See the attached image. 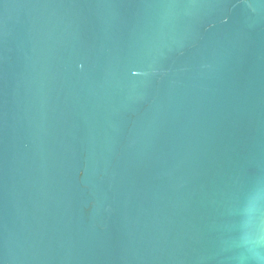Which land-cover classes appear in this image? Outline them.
I'll return each mask as SVG.
<instances>
[{
    "label": "water",
    "instance_id": "1",
    "mask_svg": "<svg viewBox=\"0 0 264 264\" xmlns=\"http://www.w3.org/2000/svg\"><path fill=\"white\" fill-rule=\"evenodd\" d=\"M0 264H264V0H0Z\"/></svg>",
    "mask_w": 264,
    "mask_h": 264
}]
</instances>
